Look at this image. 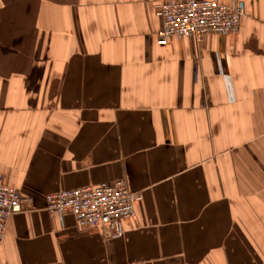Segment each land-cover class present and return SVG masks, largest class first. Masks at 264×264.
Here are the masks:
<instances>
[{
    "label": "crops",
    "instance_id": "1",
    "mask_svg": "<svg viewBox=\"0 0 264 264\" xmlns=\"http://www.w3.org/2000/svg\"><path fill=\"white\" fill-rule=\"evenodd\" d=\"M157 1L0 0V264H264V0L166 45ZM119 178L120 237L45 208Z\"/></svg>",
    "mask_w": 264,
    "mask_h": 264
},
{
    "label": "built area",
    "instance_id": "2",
    "mask_svg": "<svg viewBox=\"0 0 264 264\" xmlns=\"http://www.w3.org/2000/svg\"><path fill=\"white\" fill-rule=\"evenodd\" d=\"M154 12L161 19L157 44L166 45L171 37H194L203 42L211 33H237L244 10L237 0L223 4L216 0H159ZM143 198L141 191L129 190L124 178L45 195L46 210L62 217L69 213L79 226L102 227L115 238L123 233L122 221L135 215V204ZM18 190L5 185L0 174V242L9 217L23 207Z\"/></svg>",
    "mask_w": 264,
    "mask_h": 264
}]
</instances>
